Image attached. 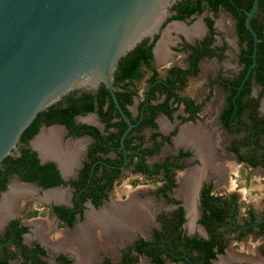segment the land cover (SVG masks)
<instances>
[{
	"label": "flooded vegetation",
	"instance_id": "1",
	"mask_svg": "<svg viewBox=\"0 0 264 264\" xmlns=\"http://www.w3.org/2000/svg\"><path fill=\"white\" fill-rule=\"evenodd\" d=\"M176 1H174L169 7H167L168 15L163 20L158 33L155 34L157 35V38L154 40L153 45L151 47V52H152L151 65L153 68L157 70V68L154 67L153 64H155V62L161 63L162 61L168 59V52L164 47L166 41V35L170 30L172 31L179 30L176 36L177 41L175 42L173 47H171V49L174 50L175 52H181L183 54L184 66L170 63V64H166L165 66L161 65V68H164V72H163L164 74L166 69L170 66H179L181 68L187 67L188 61L186 57L187 54L189 53V50L185 49L184 45L193 44L197 41H200L207 35L208 29L204 22V17L207 16L212 19V29L214 32L212 35L213 40L210 46L223 48L222 50L223 56L222 58H217L216 56H212V57H205L200 59L197 62L198 71L194 76H192L195 77L200 72V63L204 59L214 58L216 61H221L226 57L225 51L228 48L227 42L223 39L221 31L216 26V19L218 12L225 10L219 8L216 13H212L208 9H204L199 14L196 13L191 14L185 20H177V19L168 20V18L175 13V10L171 9V6ZM197 17H200L198 21L196 20ZM176 23L181 24V26H183V29H177ZM185 26H187V28H185ZM234 31H235V25H234ZM217 36L220 37L221 40L220 44L216 43ZM144 38H147V42H146L147 44L150 43L148 37H144ZM234 45L236 47L235 55H234L235 70L230 72L228 76H223L222 72L218 70L212 76L210 75L207 81V85L209 89H211V86L213 87V85H217L225 93L222 101V106L217 113V119L220 127L229 133H233V132L224 128L219 118L220 117L219 115L221 114L223 108L225 107V97L227 92L221 87V85L218 83V80L222 78L224 79V78L232 77V75L236 74L237 71L241 68V64H239L238 62L239 50H238V39H237L236 31H235ZM250 57H251V53H250ZM142 69L144 71L146 70L145 67H142ZM113 71H112V75H113ZM143 77H145V75ZM192 77H188L187 80ZM134 82L132 86L133 88H135ZM100 83L103 84L102 82ZM100 83L95 89H90V90L84 89V90L94 93L99 87ZM77 89H81V88H77ZM259 91H260V87L254 84L251 88L250 95L255 97L257 96ZM137 94L133 96L132 103L126 106L127 110L130 112L131 117H135L137 114L136 107L138 101L141 98L140 95L138 100H136ZM62 96H60V98L55 103H57L62 98ZM209 97H210L209 94L206 95L203 101L207 100ZM263 99H264V91L262 92L258 100V106H257L258 114L264 117V110L262 104ZM193 101L194 103L201 104L200 102H196L194 99ZM46 108L42 110H45ZM182 108H183L182 105L178 106V108L174 111L171 120H169L162 113H157L154 117V121L156 122V130L160 134L168 135L169 132H171L173 129H175V131L172 135L169 136V141L162 142L156 154L151 156L158 155L162 146L165 144L168 145L171 144L173 142V139L174 142L178 145H185L191 147L192 151L190 149H184L182 146H179L175 148V150L170 154H165L158 161H154L151 163L159 162L166 156H176L179 150L188 151L189 155L181 157L177 161V162H182L184 166L180 169L173 170L174 178H175V172L180 171L187 166L185 161L187 160L188 157L191 156L196 157L200 161V166L197 167L190 166V169L184 170V172H180V174H178L179 182L177 183L175 179V186L166 193L167 195L166 197H164L161 193L157 192L158 187L162 185L161 181H158L160 182V184L152 191L154 197H157L163 200L165 203L171 205L172 210L166 212L159 210L153 211L155 209H152L153 207L150 205V211L148 212V210L146 209L149 203L144 199H142L139 196V194H136L135 192H132L130 194H123V195L115 194L113 192V188L115 187L116 184H119L118 182L112 185V187L106 192V195L104 197H100L101 202L99 205L94 206L89 199H85L84 201H82L80 203L81 211L80 213H74L73 221L71 225L64 224L62 219L56 215V213L52 210L51 207L52 206H63L69 208L73 207L75 189L74 187L71 186V183L72 181L78 179V174L84 165L83 163L89 161L87 155L90 149V145L93 143L94 139L86 134L80 136L68 135L66 128L62 124L53 123L50 125H44L40 123L37 132L27 140V145L30 147L29 143L32 142V144L39 150L41 155L50 154V151L48 150V146H54L55 148L57 147V149L59 148L61 150L62 152L61 158L63 159V161L60 162V165L62 170H59L52 161L50 162H52L55 165V168L57 169L59 177L63 183H60L52 187H60L61 189L65 188L67 194L64 192V190L44 191V189L47 188H42L41 186L33 182L22 181L16 175L12 176L7 180L5 184V188L2 191H0V264L2 263L33 264L32 261L24 258L26 253L25 254L23 253L22 246H24L23 249L27 250V255H35L41 261H45L46 264H63L64 260H69L68 264H126V262H129L130 264L131 263L156 264L152 261V258L150 256L146 255L143 252V250L148 248L151 249L152 247H156V251H155V253L157 254L156 256L162 260V262L159 264H165L169 262H171L172 264H186V263L189 264L188 261L182 257L183 254H185L190 259L191 263L194 264V262L190 258L191 252L192 253L195 252V250L191 249L193 241L197 240L201 242L208 239V232L204 224L200 222V219L202 218L201 199L205 194L206 189H208L209 191L208 192L209 197L218 196L221 198H226L228 195H234L232 201H234L235 204V206L231 205L234 213L231 215L228 221V223L230 224V230L228 232H223L225 227L224 226L218 227V230L222 232V239L225 241L223 246V251L222 253H215L214 258H209L208 264H255L254 261H246V260L243 261L234 258L230 255L225 257V254H226V248L229 243L228 240L230 235L235 234L233 235L235 240H242L246 236L250 237L251 235L252 236L261 235L264 229L262 232L259 233L257 225L258 223L264 221V206L262 208V212H261L262 214L259 217H256L254 211L247 207L243 215H240L242 216V220L238 221L239 208L237 206L236 194L234 192H228L224 195L221 194L214 195L212 193L213 179L208 176V174L206 173L207 171H205V167L208 166L209 163L215 162V159H218V162H216V164H213L211 167H213V170L217 174H219L220 172L222 173L223 167L221 160H219L220 158H217V154H215L214 152V149L217 147V143H218L217 138H215L214 140L211 139L210 133L199 126H195V127L182 126L179 128L180 124L184 122H188V121H180L179 118L177 117V116H185V113L183 112ZM200 109L196 113L197 115L196 118L193 121H189V122H196L200 120V116H199ZM178 110H180L181 113ZM177 111L179 113H175ZM88 114H92L94 116V121H95L94 123L83 120V118ZM162 116L171 122L176 119L177 123L172 127V129L166 131L164 130L165 124H163V122H161L160 119V117ZM74 120L77 123L92 125L96 127L102 134L106 133V131L103 130V124L99 121V118L95 112H87L84 115H75ZM133 125L135 124L132 123V126ZM60 126H63L64 128L62 129L63 132L61 133L59 129H57ZM49 128H56V129L49 131ZM193 128H197L196 132L191 130ZM146 129L149 131V133L148 135L145 136L144 130ZM108 131H113V129L108 128ZM129 131L127 132V134L129 133ZM151 131L152 130L149 127H143L138 132V135L141 134L143 136L144 139L143 145L150 144L149 134L151 133ZM38 133H40L39 136L37 138H34ZM44 135H47V137H45L41 141L42 146L36 145L37 144L36 142L41 138H43ZM126 135L124 136V138L126 137ZM18 141L16 142L14 148H12L8 154L13 156L18 155ZM132 141L136 142V139L132 138ZM156 141H160V138L158 136L156 137ZM231 142L232 141H230V143ZM230 143L225 147L226 152L230 153L237 163H243L247 165V163H245L244 161L238 160L236 154L228 150V146L230 145ZM119 148L122 151V157H123V162L118 166L121 172L129 168L130 172L140 176L141 174L132 171V164L126 165L128 158L126 157L125 154L124 144L122 148L120 147V142H119ZM33 151L36 153L35 150ZM94 155L97 156L98 158L90 165L87 175H89V173L91 172L90 170L92 169V166L96 161H102L104 163L103 159L105 157L112 159L115 156V153L112 150H110L105 155L101 154L100 152H95ZM151 156H145V161L147 163H149L147 161V158ZM63 163H65L67 169H63L64 168V165H62ZM253 168H260L264 174L262 166L255 165ZM214 171L212 172L214 173ZM222 177H224V175H222ZM13 179L18 181L19 183L32 185L35 188H37L40 192H44L45 200H43L42 202L43 203L42 206H44L46 210L44 215L47 214L48 216H51L53 219L52 223L51 220L38 222L37 217L39 215L40 216L42 215L36 208H31L26 211H23L21 214L20 207H24L25 201H22L19 204L18 198L16 196H14L13 199L11 197L4 196L9 189L11 193H16L15 195L19 193L22 194L28 191L25 190V188L27 187L22 188L19 185H10L11 180ZM224 179L227 180L226 177H224ZM118 180H120V177L118 178ZM86 182H88V176L86 177ZM137 184L139 183L133 184V186ZM83 188L84 187H82L81 189ZM188 192H191V194H188ZM2 194L4 195L2 196ZM48 194H53V195L55 194L57 199L46 198L45 196ZM172 200L177 201V203L172 202ZM77 204L79 205V201ZM19 205L22 206L19 207ZM87 208H92V209L87 210L85 212ZM179 210L182 215V221L180 222L179 225L176 226L174 225L175 227L169 226V231H167L168 228L166 226H163V220L171 218L174 215V213H176L175 216L176 219ZM33 211H36V214L30 216V214ZM129 213L131 216H129ZM250 213L254 214L252 220L249 219ZM127 214L129 217L132 218L128 219L126 217ZM125 218H127L128 220ZM13 221L16 224L10 227L9 225ZM54 222H56L55 225L53 224ZM78 222L81 223L76 225V223ZM21 227H26V230H19V228ZM64 228H66V230L69 231L61 232L60 230ZM247 228H250V230H247ZM242 232H246V233H244V235H240L242 234ZM176 233H179L177 239L178 245L175 249H173V247L171 248L168 245H171V240L174 238ZM16 235L19 236L18 241L15 240ZM52 237L56 238L55 244L51 239ZM139 239H142L145 242V244L141 246V251L135 248L137 241ZM165 241L168 244L167 245L168 247L164 244ZM159 245L162 247V249L165 252L159 251V249L157 248ZM36 246L44 250V252L40 253L39 251H34L33 249ZM216 247L217 245H213L211 250L216 251ZM261 250H264V246H261V248H257L258 253L264 255ZM165 254H167L168 256ZM59 256H61L62 258L58 259ZM220 257H224V258L220 259Z\"/></svg>",
	"mask_w": 264,
	"mask_h": 264
},
{
	"label": "trees",
	"instance_id": "2",
	"mask_svg": "<svg viewBox=\"0 0 264 264\" xmlns=\"http://www.w3.org/2000/svg\"><path fill=\"white\" fill-rule=\"evenodd\" d=\"M251 1L178 0L171 6L175 13L168 20H185L191 14H199L204 9L216 13L219 8L232 16L238 39V62L241 64V68L232 77L218 80V83L227 92L225 107L219 118L224 128L237 134V138L232 140L228 150L236 154L238 160L244 161L252 168L255 165H260L264 171V117L259 115L257 111L258 100L264 91V0H258L256 10L250 18V24L259 38L256 44V63L238 88L246 68L251 62L252 39L243 22L244 10L249 9ZM204 22L208 29L207 35L200 41L184 45V48L189 50L186 57L187 67L170 66L163 75H159L158 71L151 65V47L157 38V35H155L152 42L147 44V38H144L120 56L112 75V85L116 99L130 121L135 124L123 141L125 154L128 158L126 165L132 164V171L141 174V179H133L131 182L136 184L144 179L161 181L162 185L158 187L157 192L164 197L175 186L173 170L184 166L182 162H177L178 159L189 155V152L179 150L176 156H166L161 161L151 164L145 161V156L156 154L160 144L164 141L168 142L169 136L175 131L173 129L168 135L160 134L156 130V122L154 121L157 113H162L171 120L174 111L179 105H182L185 116H177L180 121H193L197 116L196 113L199 111L201 104L194 103L192 98L182 95L180 90L184 87L187 78L197 73V62L200 59L212 56L222 58L223 56V48L210 46L214 33L212 19L206 16ZM142 67H145L146 70L144 71ZM144 75L145 85L141 98L137 103V114L135 117H131L126 106L132 103L133 96L137 94V90L132 87L133 82ZM254 84L260 87V91L255 97L250 95ZM87 112L97 114L99 121L103 124V130L106 131L105 134H102L92 125L77 123L74 120L75 115H84ZM40 123L44 125L62 124L68 135L80 136L86 134L94 139L87 155L89 161L83 163L78 179L71 183V186L75 189L73 207H51L64 224L71 225L74 213H80L81 211L80 203L82 201L89 199L94 206L99 205L101 202L100 197H104L112 185L119 182L116 180L122 176V172L118 166L123 162L122 151L119 148V136L126 124L115 111L109 93L103 84L100 83L94 93L77 88L66 92L57 103L48 106L45 110L38 111L29 125L23 129L18 141V155L8 154L1 160L0 191L5 188L7 180L14 175L22 181L36 183L42 188L63 183L55 165L50 161L39 162L36 153L27 145V140L37 132ZM143 127H149L152 130L149 134V145H143V136L138 135ZM108 128H112L113 131H108ZM157 136L160 141H156ZM132 138L136 139V142H133ZM110 150L115 153V156L112 159L105 157L103 159L104 163L96 161L90 170L91 172L87 175L90 165L98 158L94 153L100 152L105 155ZM87 176L88 182H86ZM82 187L84 188L81 189ZM208 192V189H206L201 199L202 218L200 219L208 232V239L201 242L193 241L191 249L195 252H191L190 258L194 264H208L209 258H214L215 253H222L225 241L222 239V232L218 230V227L224 226L223 232H228L230 230L228 221L234 213L231 207V205L235 206L234 201H232L234 195H228L226 198L209 197ZM78 201L79 205L77 204ZM172 202L177 203L175 200H172ZM35 214L36 211H33L30 216ZM175 216L176 213L171 218L163 220V226L168 228L167 231H169V226L179 225L182 221L180 210L176 219ZM249 217L252 220L254 214L250 213ZM15 224L13 221L9 226ZM257 227L259 233L262 232L264 221L258 223ZM19 230H26V227H21ZM247 230H250V228H247ZM244 233L246 232H242L240 235H244ZM178 234L176 233L174 240H171L172 246L168 245L166 241L164 244L175 249L178 245ZM15 240H19L18 235L15 236ZM143 244L145 242L139 239L135 248L141 251ZM213 245H217L216 251L211 250ZM23 247L22 251L24 254L26 253L25 259L32 261L33 264H46L45 261H41L35 255H27V250ZM157 248L160 252H165L160 245ZM33 250L40 253L44 252L38 246ZM155 251L156 247L143 250L146 255L152 258L154 263L159 264L162 260L156 256ZM261 251L264 254V250ZM59 258L62 257L59 256ZM68 263L69 260H64L63 264ZM126 264L130 263L126 262Z\"/></svg>",
	"mask_w": 264,
	"mask_h": 264
},
{
	"label": "water",
	"instance_id": "3",
	"mask_svg": "<svg viewBox=\"0 0 264 264\" xmlns=\"http://www.w3.org/2000/svg\"><path fill=\"white\" fill-rule=\"evenodd\" d=\"M174 1L0 0V161L38 111L72 89H95L100 82L126 124L119 137L123 148L132 123L114 94L112 71L119 57L142 38L152 41ZM257 3L252 0L244 10L252 49L239 86L255 65L259 38L250 18ZM29 145L40 162L52 161L61 170L57 159ZM182 257L192 264L185 254Z\"/></svg>",
	"mask_w": 264,
	"mask_h": 264
},
{
	"label": "rangeland",
	"instance_id": "4",
	"mask_svg": "<svg viewBox=\"0 0 264 264\" xmlns=\"http://www.w3.org/2000/svg\"><path fill=\"white\" fill-rule=\"evenodd\" d=\"M200 17H197L196 20L198 21ZM183 25V24H182ZM216 26L221 31L223 39L227 42V49L225 51L226 57L222 59L221 61H216L214 58L212 59H204L200 63V72L197 76L189 78L186 81L185 86L181 89L180 93L187 95L191 98H193L196 102H200L202 104L199 116L200 120L196 122H184L179 125V128L182 126H189V127H195L199 126L210 133V138L215 139L217 138V147L214 149L215 154H217V158H220L222 163V173L220 172L217 174L213 167H211L213 164H216L218 162V159H215V162L209 163L208 166L205 167V171L208 174L210 178L213 179V188L212 193L214 195H224L228 192H234L237 197V206L239 208V218L238 221L242 220L243 213L245 212V209L248 207L252 209L255 213L256 217H259L262 213V208L264 206V174L260 168H250L248 165L243 163H237L236 160L233 158V156L226 152L225 147L230 143V141L237 138V134L229 133L225 131L223 128L220 127L218 119H217V113L219 109L222 106V101L224 97V91L217 85L211 86V89H209L207 85L208 78L210 75L212 76L216 71L220 70L223 74V76H228L230 72L234 71L235 69V31H234V22L232 17L225 11L218 12L217 19H216ZM187 28V26H185ZM175 29V28H174ZM179 30H170L167 36V43H166V50L168 52V59L164 60V64L156 63L153 64L154 67L157 68L159 71V75H163L164 68H161V65L166 64H177L184 66V56L181 52H175L171 49L175 42L177 41V33ZM164 34V33H163ZM216 43L220 44L221 40L220 37H216ZM145 85L144 77H142L140 80L134 82V87L137 89V97L136 100L141 95L142 89ZM211 91V93H210ZM210 95V97L203 101V99L206 97V95ZM135 100V101H136ZM264 103V99L262 100V104ZM180 113L181 111L178 110ZM175 113H179V112ZM161 122H163L164 130L168 131L172 129V127L177 123V120L168 121L163 116L160 117ZM83 120L94 123V116L92 114H88L83 118ZM179 130V129H178ZM194 132H196L197 128L191 129ZM165 131V132H166ZM145 136L148 135L149 131L146 129L144 130ZM176 136V135H175ZM175 138V137H174ZM182 146L184 149H192L185 145H178L174 142L171 144H165L162 146L160 152L156 156H151L147 158V161L149 163L158 161L161 157H163L165 154H170L175 150V148ZM192 151V150H191ZM187 166L180 170L175 172V179L177 183L179 182L178 174L180 172H184V170L190 169V166L197 167L200 166V161L196 157H188L185 161ZM194 165V166H193ZM212 169V170H211ZM214 171V173L212 172ZM227 178V180L224 179V177ZM133 179H141V176H138L137 174H134L130 172L129 168L127 170L122 171V176L120 177L119 184H116L113 188V192L115 194H130L132 192H135L136 194H139V196L147 201L149 204L147 205L148 212L150 211V205L153 207L152 209H155L153 211H170L172 210L171 205L165 203L163 200L154 197L152 191L160 184V182L156 181V179H144L142 180V183H139L135 186L132 184ZM10 185H19L22 188H25V190H28L22 194L11 193L10 189L6 192V194H2V196H8L13 199L14 196L18 198L19 204L22 201H25L24 207H20L22 205H19L20 207V213L22 214L23 211H26L31 208H36L42 216L37 217V221H50L53 222V219L51 216H48L45 214L46 210L43 205L44 198V192H40L37 188H35L32 185H27L23 183H19L16 180H11ZM60 190H64V192L67 194V191L65 188H62ZM114 196V195H113ZM117 198V197H116ZM92 208H87V210H91ZM19 213V214H20ZM18 215V214H17ZM84 220V218H83ZM82 220V221H83ZM81 222L76 223L79 224ZM54 225L56 222L53 223ZM62 231H69L66 230V228L61 229ZM55 235V234H54ZM232 234L229 236L228 240V246L226 248V254L227 256H232L234 258H237L239 260H246V261H254L255 264H264V255L258 253L257 248H261V246H264V231L261 233V235H254V236H246L242 240H235ZM53 243H56V238H51ZM53 244V245H54ZM54 247V246H52ZM224 258V257H220ZM165 264H172L171 262L165 263Z\"/></svg>",
	"mask_w": 264,
	"mask_h": 264
},
{
	"label": "bare ground",
	"instance_id": "5",
	"mask_svg": "<svg viewBox=\"0 0 264 264\" xmlns=\"http://www.w3.org/2000/svg\"><path fill=\"white\" fill-rule=\"evenodd\" d=\"M53 129L55 130L56 128H49V131H50V130H53ZM57 129H58V128H57ZM49 133H50V132H49ZM45 137H47V135H44L43 138H41L40 140H38V141L36 142V143H37L36 145H41V146H42V142H41V141H42ZM45 141H47V140H45ZM52 141H53V140H52ZM198 147H199V146H198ZM43 148H44V147H43ZM54 148H55L54 146H48V150L50 151V154H53V153H54V157H55V159H57V161H58V165H60V162L63 161V159L61 158V153H62V152H61V150H60L59 148H58L59 150L57 149V147H56L55 149H54ZM41 149H42V147H41ZM68 153H70V152H68ZM61 159H62V160H61ZM60 160H61V161H60ZM62 165H64V168H63V169H67V166L65 165V163H63ZM60 168H61V165H60ZM61 170H62V168H61ZM19 194H20V193H19ZM188 194H191V192H188ZM45 197L48 198V199H57L55 194H54V195H53V194H48V195H46ZM132 204H133V203H132ZM136 210H137V209H136ZM133 211H134V210H133ZM133 211H132V212H133ZM124 212H125V210H124ZM135 212H136V211H135ZM137 213H138V212H137ZM139 213H140V212H139ZM135 215H136V214H135ZM129 216H131L130 213H129ZM129 216H128V214H127L126 217H127L128 219L132 218V217H129ZM133 216H134V215H133ZM127 218H125V219H127ZM135 218H136V217H135ZM125 219H124V220H125ZM128 219H127V220H128ZM142 219H143V218H142ZM82 232H83V231H82Z\"/></svg>",
	"mask_w": 264,
	"mask_h": 264
},
{
	"label": "crops",
	"instance_id": "6",
	"mask_svg": "<svg viewBox=\"0 0 264 264\" xmlns=\"http://www.w3.org/2000/svg\"><path fill=\"white\" fill-rule=\"evenodd\" d=\"M176 24H177V27H176L177 29H183V26H181V24H179V23H176ZM168 33H169V32H168ZM167 36H168V34H167ZM167 36H166V41H167V39H168ZM166 41H165V46H164L165 49H166V43H167ZM158 63H159V62H158ZM160 64H164V61H162ZM263 110H264V103H263ZM58 129H59L60 133L63 132L61 127H58ZM59 135H60V134H59ZM60 136H61V135H60ZM60 136H59V138H60ZM190 148H191V147H190ZM49 155H51V156L55 159V157H54V153H53V154H49Z\"/></svg>",
	"mask_w": 264,
	"mask_h": 264
}]
</instances>
